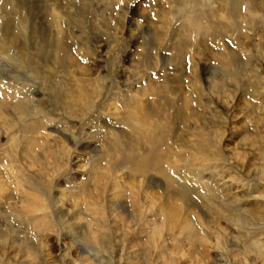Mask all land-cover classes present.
<instances>
[{
	"label": "rangeland",
	"instance_id": "obj_1",
	"mask_svg": "<svg viewBox=\"0 0 264 264\" xmlns=\"http://www.w3.org/2000/svg\"><path fill=\"white\" fill-rule=\"evenodd\" d=\"M0 264H264V0H0Z\"/></svg>",
	"mask_w": 264,
	"mask_h": 264
},
{
	"label": "bare ground",
	"instance_id": "obj_2",
	"mask_svg": "<svg viewBox=\"0 0 264 264\" xmlns=\"http://www.w3.org/2000/svg\"><path fill=\"white\" fill-rule=\"evenodd\" d=\"M67 61H68V60H67ZM79 70H81V69H79ZM81 71H82V70H81ZM79 72H80V71H79ZM81 74H82V73H81ZM81 78H82V77H81ZM93 85H94V84H93ZM77 86H78V85H77ZM155 86H156V85H155ZM160 86H161V85H160ZM72 87H73V85H72ZM72 87H71V88H72ZM151 87H152V86H151ZM153 88H154V87H153ZM159 89H160V88H159ZM161 89H162V88H161ZM68 90H69V89H68ZM78 91H79V90H78ZM96 91H97V90H96ZM157 91H158V90H157ZM73 92H74V91H73ZM65 93H66V92H65ZM76 93L79 94L78 92H76ZM60 95H61V94H60ZM63 95H64V94H63ZM63 95H61V96H63ZM70 95H71V94H70ZM70 95H69V96H70ZM79 95H80V94H79ZM80 96H81V95H80ZM85 96H86V95H85ZM85 96H84V97H85ZM81 97H82V96H81ZM66 98H67V96H66ZM71 98H72V97H71ZM77 98H78V96H77ZM87 98H88V97H87ZM85 99H86V98H85ZM68 100H69V98H68ZM79 100H80V99H79ZM81 100H82V99H81ZM65 101H66V100H65ZM69 101H70V100H69ZM77 101H78V100H77ZM77 101H76V102H77ZM87 101H88V100H87ZM39 102H40V101H39ZM70 102H71V101H70ZM72 102H73V101H72ZM78 102H79V101H78ZM39 104H40V103H39ZM56 104H57V102L55 103V105H56ZM224 104H225V102H224ZM72 105H75V104H72ZM75 106H76V105H75ZM56 107H57V106H56ZM65 107H66V106H65ZM67 107H68V106H67ZM73 107H74V106H73ZM61 108H62V107H61ZM63 109H64V108H63ZM56 110H57V108H56ZM60 110H61V109H60ZM65 110H66V109H65ZM67 111H68V110H67ZM71 111H72V110H71ZM73 111H74V110H73ZM75 111H76V109H75ZM148 111H149V110H148ZM151 111H152V110H151ZM151 111H150V112H151ZM64 112H65V111H64ZM152 112H153V111H152ZM158 112H159V111H158ZM161 112H162V111H161ZM65 113H67V112H65ZM71 113H72V112H71ZM147 113H148V112H147L145 106H143V105H141V106L138 105V108L135 110L134 115H135V118H136L137 120L140 121V123H141V125H140V126H141V130L145 132L146 138L151 139V137H152L153 135L156 134L157 130H156V132H155V130H151V129H150V128L155 127V125H154V122L150 123V122L147 120V117H146ZM51 114L54 115V113H51ZM68 114H70L69 111H68ZM159 114H160V113H159ZM159 114L157 113V116H158ZM47 115H48V114H47ZM66 115H67V114H66ZM70 115H71V114H70ZM149 115H150V114H149ZM61 116H63V115H61ZM160 116H161V115H160ZM163 116H164V115H163ZM65 119H66V118H65ZM50 120H52V119H50ZM47 121H48V120H47ZM199 127H200V126H199ZM189 129H190V128H189ZM192 129H193V128H192ZM212 130H213V129H212ZM222 134H223V133H222ZM159 135H161V134H159ZM202 135L205 136L204 134H202ZM203 138H204V137H203ZM205 138H206V137H205ZM205 138H204V139H205ZM148 153H149V152H148ZM148 156H150V155L148 154ZM241 170H242V168H241ZM174 208H176V207H174ZM174 208H172V209L174 210ZM258 208H259V207H258ZM163 209H164V208H163ZM169 209H170V208H169ZM165 210H166V209H164V211H165ZM167 210H168V209H167ZM173 210H172V211H173ZM177 210H178V209H176L175 212H176ZM160 211H161V213L164 212V211L161 210V209H160ZM160 211H159V214H160ZM162 211H163V212H162ZM169 211H170V210H169ZM172 211H170V212L173 213L174 211H173V212H172ZM167 212H168V211H167ZM167 212H166V213H167ZM177 212H178V211H177ZM178 213H179V212H178ZM164 214H165V212H164ZM159 216H163V215H159ZM172 216H173V215H172ZM174 216L177 218L179 215L177 216V214H176V215H174ZM174 216H173V218H174ZM165 218H166V220H167V217H166V216H165ZM165 218H163V219L165 220ZM164 220H163V221H160V222H162V226H166V224L169 225L168 222H169L170 219H168V222L166 221L167 223H166ZM174 220L176 221V220H178V219H174ZM181 220H182V219H181ZM163 222H165L166 224L164 225ZM176 222H177V221H176ZM183 222H186V223L188 224V221H186L185 219H183ZM177 223H178V222H177ZM177 223H176V225H175V224L173 225V223H171L170 226L172 225V226H176V227H177V226H178ZM160 224H161V223H160ZM187 224H186V227L189 226V225H187ZM217 224H218V222H217ZM217 224H216V225H217ZM170 226H168L169 229H170ZM172 226H171V227H172ZM180 226L184 228V225H183V224L181 225V223H180ZM180 226H178V227L180 228ZM219 226H220V225H219ZM219 226H218V227H219ZM168 227H167V228H168ZM186 227H185V228H186ZM216 227H217V226H216ZM171 229H172V228H171ZM191 232H192V231H191ZM194 232H195V231H194ZM194 232H193V233H194ZM194 234H197V232H195ZM216 236H217V234H216ZM217 237H219V236H217ZM217 239H218V238H217ZM201 241H202V239H201ZM257 252H258V251H257ZM240 263H241V262H240Z\"/></svg>",
	"mask_w": 264,
	"mask_h": 264
}]
</instances>
